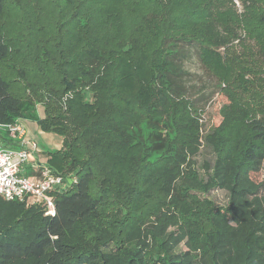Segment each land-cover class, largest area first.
<instances>
[{"label": "trees", "instance_id": "16d2710c", "mask_svg": "<svg viewBox=\"0 0 264 264\" xmlns=\"http://www.w3.org/2000/svg\"><path fill=\"white\" fill-rule=\"evenodd\" d=\"M23 1L0 0V125L26 120L62 136L49 164L74 181L55 196L54 216L0 196V264H148L155 247L156 264H264V181L253 180L264 166V114L228 110L205 139L214 158L202 176L188 79L194 53L207 72L264 56V0H240L241 13L231 0H36L40 14L17 15L7 29L6 11ZM162 118L182 137L149 163L154 148L140 137L147 128L152 145L165 141L153 130ZM143 183L164 208L127 223L122 210L107 212L115 194L131 205ZM212 190L228 205L206 231L187 218L182 192Z\"/></svg>", "mask_w": 264, "mask_h": 264}, {"label": "rangeland", "instance_id": "374dc122", "mask_svg": "<svg viewBox=\"0 0 264 264\" xmlns=\"http://www.w3.org/2000/svg\"><path fill=\"white\" fill-rule=\"evenodd\" d=\"M36 3V0H25L22 2V8H9L4 16L6 21L5 27L7 29L13 28L16 24L14 17L17 15L21 16L23 14L37 12L35 8H38L39 5L36 6ZM231 3L236 6L239 13L243 11V5L240 0H231ZM37 13L40 14V11L38 10ZM46 19H49V17H46ZM82 24H85L84 19L82 20ZM256 31L257 35L260 33L264 36V27L262 25H256ZM244 34L248 41V45L252 49L251 53H257L259 50L257 46L258 43L254 39L248 38L246 31ZM188 69L191 74L188 78L190 85L189 96L192 101H195L193 102L194 107L191 108L190 118L199 126V139L202 144L199 155L195 158L196 163L193 167L203 176L202 166L204 161H210L214 158L213 152L206 147L205 139L214 128L220 125V122L227 114L228 110L232 107L240 106L253 113L256 111L259 114H264V56L258 53L257 56L248 59L244 65L234 66L232 69L226 66L224 68L219 67L217 69L219 72H207L201 65L197 54L194 53V56H192L188 63ZM140 74L142 77H146L149 72H140ZM19 92L23 91L20 90ZM21 95L26 96L25 93ZM86 98L91 102L92 94L87 93ZM44 109L43 103L35 101V112L39 118H45ZM20 121L26 122L25 124L29 127V131L31 134L33 133V138L41 147L51 152L59 151L63 143L62 136L55 132L43 131L37 123L26 120ZM16 122H18V120ZM153 130L158 134V138L164 139L165 141L157 140V144L152 145L151 137H148L149 130L147 128L143 129L141 134L142 138L140 137L141 142L148 148H154V150L150 152L148 159L149 163H155L161 158L172 155L173 149L171 148H174L173 146L176 145L182 137L179 134L176 138L177 133L174 126L165 118H162L159 127ZM46 153L49 154V152ZM33 165H48V167H51L49 160H47L43 154L37 153L33 154ZM253 180L257 182L264 181V166L260 174ZM141 188L144 189V191H142L144 194L148 193L147 197L138 192ZM141 188L136 189L133 196L134 202H132L131 205L128 199H126V197H129L128 195L125 197L124 194H115L112 196V199L110 198L111 203L107 206V212L116 215L118 214V210H122L124 215L122 214L118 218L127 223L130 219H134L137 222L144 220L155 208H164L161 206V198H163L162 193L157 190V188L154 186L149 187L146 183H143ZM98 189L99 188H97V190ZM182 194L186 195L184 200L189 202L192 208L191 215L187 218L196 220V223L206 231L211 230L213 225L211 218L214 214L212 212L217 209L223 210L228 205V195L221 190H212L208 193L184 191ZM127 212L130 214L128 215L129 219L126 217L127 214L125 215ZM182 250H185L183 246H181V251ZM162 256L161 252L155 247L147 253L146 261L148 264H156Z\"/></svg>", "mask_w": 264, "mask_h": 264}, {"label": "built area", "instance_id": "2783aa9c", "mask_svg": "<svg viewBox=\"0 0 264 264\" xmlns=\"http://www.w3.org/2000/svg\"><path fill=\"white\" fill-rule=\"evenodd\" d=\"M9 142L16 141L18 149L1 144L0 135V196L7 201H19L27 207L42 208L46 216L56 214L55 196L73 184V177L63 175L51 167L34 166L36 172L28 174L38 143L28 140L20 121L13 125H0ZM4 140V139H2Z\"/></svg>", "mask_w": 264, "mask_h": 264}, {"label": "crops", "instance_id": "0c3cea01", "mask_svg": "<svg viewBox=\"0 0 264 264\" xmlns=\"http://www.w3.org/2000/svg\"><path fill=\"white\" fill-rule=\"evenodd\" d=\"M20 123H21V125L23 126V128L25 129V132H26V138L28 139V140H31V141H34V142H36L35 141V139L33 138V133L31 134V132L29 131V127L25 124L26 122L25 121H20ZM6 134H7V132L6 131H4V130H2V131H0V135H1V144H3L4 146H6V147H10V148H13V149H18V145L17 144H15V143H17L16 141H12V142H7L5 139L4 140H2L3 138L2 137H4V136H6ZM62 147V146H61ZM61 147H60V149H61ZM38 148H39V150L38 151H36V152H34V154H43L44 155V157L47 159V160H49L50 159V157H48V153H46V152H51V151H48V150H45L43 147H41L39 144H38ZM59 149V150H60ZM35 156V155H34ZM34 167V165H33V163H31V165L27 168V172H28V174H34L35 172H36V168H33Z\"/></svg>", "mask_w": 264, "mask_h": 264}]
</instances>
